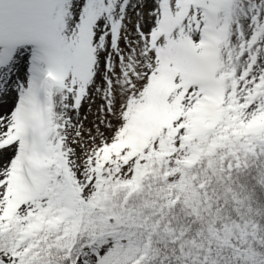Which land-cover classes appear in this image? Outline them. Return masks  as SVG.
<instances>
[{"label":"snow or ice","instance_id":"1","mask_svg":"<svg viewBox=\"0 0 264 264\" xmlns=\"http://www.w3.org/2000/svg\"><path fill=\"white\" fill-rule=\"evenodd\" d=\"M28 44L0 264H264V0H0Z\"/></svg>","mask_w":264,"mask_h":264},{"label":"rangeland","instance_id":"2","mask_svg":"<svg viewBox=\"0 0 264 264\" xmlns=\"http://www.w3.org/2000/svg\"><path fill=\"white\" fill-rule=\"evenodd\" d=\"M19 47H23V48L25 49L26 52L31 51V53L34 54V51H33L32 49L35 48V45L28 44V45H22V46H19ZM17 50H19V49H17ZM21 55H23V53H21ZM18 61H19V59L13 57V59H12L8 64L3 65V66H0V78L5 77V76H10V75H12V74L14 75V74L16 73V68H15V66H16V64H17ZM25 64H27V65H31L30 57H29L28 61H27ZM29 77H30V76H29V66H28L26 76L24 77V75H23V78H22L20 81L15 82L14 84H15L16 86H17V84H24V83H26V81L29 79ZM7 79H8V78H7ZM7 79H4L2 82H7V81H8ZM22 80H23L24 82H22ZM8 85H10V84H7L6 86H8ZM10 86H11V85H10ZM11 87H12V86H11ZM82 111H84V112L87 111V105L84 106V108H83Z\"/></svg>","mask_w":264,"mask_h":264},{"label":"bare ground","instance_id":"3","mask_svg":"<svg viewBox=\"0 0 264 264\" xmlns=\"http://www.w3.org/2000/svg\"><path fill=\"white\" fill-rule=\"evenodd\" d=\"M28 57H30V60L32 61V66L30 67V70H29L30 71L29 76L31 77V75L33 74V71H34V67H33L34 61L32 60V53H31V55L28 53ZM18 65H20V60L17 62L16 66H15L16 73L14 75L12 74L10 76H5V77L0 78V84H5V85L10 84L12 86V88L15 89L16 85L14 83L20 81L23 78V75H24V77L26 76L27 68L29 66V65L25 64L21 68V67H18ZM4 79H7L8 81L2 82ZM22 82H24V81L22 80Z\"/></svg>","mask_w":264,"mask_h":264}]
</instances>
